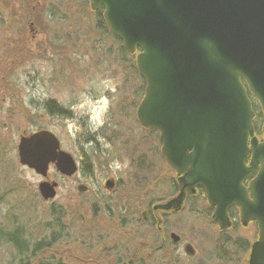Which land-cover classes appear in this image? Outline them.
<instances>
[{"label": "rangeland", "instance_id": "rangeland-1", "mask_svg": "<svg viewBox=\"0 0 264 264\" xmlns=\"http://www.w3.org/2000/svg\"><path fill=\"white\" fill-rule=\"evenodd\" d=\"M86 1L33 0L15 14L6 12L5 1L0 0V222L8 223L14 214L35 222L45 209L48 230L41 235L48 240L53 232L61 236V244L52 242L49 253L58 255L62 249L68 264H87L91 222L95 214L107 213L110 198L127 200L130 214L140 215L145 201L167 196L175 178L161 155L160 138L136 118L142 78L132 67L133 57L122 54L121 43L99 29L97 11L87 8ZM48 9L61 18L50 19ZM38 11L48 23L44 32L43 19L38 22L41 33L33 38L26 21ZM19 37L29 38V53L23 42L17 49ZM16 55L31 57L17 60ZM49 100L61 103L70 116L47 111ZM40 129L53 131L81 168L87 158L91 165H85L90 174L81 170L72 177L51 166L47 179L58 182L51 200H44L38 190L45 178L18 158L20 136ZM110 177L117 183L114 194L105 188ZM79 184L88 190L79 192ZM194 207L196 212L187 208L173 220L178 232L190 238L192 228L216 236L210 216H203V200ZM236 222L229 235L246 242L257 239L253 223L244 227ZM40 231L38 227L33 233L39 237ZM206 247L216 249L215 244ZM11 258L9 247L0 248V264H9Z\"/></svg>", "mask_w": 264, "mask_h": 264}, {"label": "water", "instance_id": "water-1", "mask_svg": "<svg viewBox=\"0 0 264 264\" xmlns=\"http://www.w3.org/2000/svg\"><path fill=\"white\" fill-rule=\"evenodd\" d=\"M88 1L92 10L103 7L109 32L137 53L146 82L137 119L159 132L161 154L176 172L179 192L155 208L181 210L186 193L202 187L220 229L231 227L232 206L243 225L257 222L248 264H264V141L243 83L260 103L264 136V0ZM17 150L19 163L43 178L51 165L66 177L79 171L51 130L21 135ZM114 184L109 178L105 187ZM57 187L44 179L38 190L50 200Z\"/></svg>", "mask_w": 264, "mask_h": 264}, {"label": "flooded vegetation", "instance_id": "flooded-vegetation-1", "mask_svg": "<svg viewBox=\"0 0 264 264\" xmlns=\"http://www.w3.org/2000/svg\"><path fill=\"white\" fill-rule=\"evenodd\" d=\"M3 1H5L6 7L4 9H7L6 12L13 11L16 14L20 7H23L21 10L30 7L33 0H21L20 3L16 2V0ZM99 11L97 10V12ZM47 12L52 16L50 19L56 17L58 20L61 18L59 12L58 15H55L51 9H48ZM35 13L33 16L31 14L26 21V25L33 38L41 33L37 23L43 19L44 32H46L48 23L42 17L41 11ZM16 41L17 45H20L17 49L21 48L23 42L29 53L28 37L25 39L21 37ZM56 47L62 46L57 45ZM16 56L17 60L19 58L20 60H27L31 57V55ZM17 60H13L12 62L15 63ZM250 97L254 103L260 105L253 94L250 93ZM50 101H53L63 112L54 114L55 110H50ZM46 109L57 116H70V111L61 105V103L57 104L55 100L47 101ZM95 136L97 137V135ZM256 136L260 142L264 141L263 135L257 129ZM96 137L93 140H97ZM81 170L82 168L79 167V172ZM255 175L256 172L249 179H252ZM175 179L172 185L168 187L169 194L167 193V196H159L154 201H145L140 215L130 214L128 206L125 203L127 200L123 198L119 200L110 198L105 207L107 213L95 214L94 220L91 222L89 243L85 245V249L89 252L87 264H211L214 261H217L218 264H248L253 242H246L240 237L231 236L227 233L236 221H240L239 209L237 207L233 206L229 209L232 224L228 229H220L218 224L212 219L214 206L209 204L207 193L200 186L196 187L195 192L186 193L181 210L155 208L157 204L165 203L177 195L179 187ZM116 189L117 183L115 181L113 188L107 190L111 194H114ZM142 200L144 202V199ZM201 200H203L205 206V211L203 208V216H210L211 221L217 228L216 236H207L203 233L192 231V228H190V238H188L183 233L178 232L173 220L185 212L187 208L191 212H196L197 209L194 207V204ZM44 211L45 209H42V213L37 216L38 222H34L31 217L28 219L22 218L18 214H14L13 219L9 218L8 223L0 222V248L9 247L12 250L13 256L9 264H50V257L53 260L51 264H68L66 260L64 261L63 255L65 256V254L62 252V249H56L60 253L58 255L49 253L47 235H41L46 227L48 230V214L44 213ZM252 223L257 227L258 237L259 229L255 221L249 222L247 225L241 224L246 227ZM38 227L41 228L39 232L41 236L39 237L33 233ZM11 234L16 235L15 242L10 239ZM53 234H56V239L58 240L54 243L61 244V236L55 232ZM209 244H215V251H210L206 247ZM19 254L26 255L20 257Z\"/></svg>", "mask_w": 264, "mask_h": 264}, {"label": "trees", "instance_id": "trees-1", "mask_svg": "<svg viewBox=\"0 0 264 264\" xmlns=\"http://www.w3.org/2000/svg\"><path fill=\"white\" fill-rule=\"evenodd\" d=\"M85 4H86V7L88 8V1H86L85 2ZM97 16H96V19H97V26L99 27V29L100 30H102V31H104L106 34H108L109 36H111L113 39H115L117 42H119V43H121V41H120V39H118L116 36H113V35H111V34H109L108 33V31H107V27H106V24H105V20H104V18H103V16H102V8H100V11L99 12H97V14H96ZM120 52L122 53V54H124V55H127V53L124 51V49L122 48V46L120 47ZM129 56V55H128ZM133 61H131L130 63H132ZM132 67H133V69H134V71L136 72V74L139 76V73H138V71H137V68H136V66H135V63L133 62V65H132ZM140 77V76H139ZM141 87H142V89H141V92H142V94H143V91H144V88H145V83H144V81H142V85H141ZM141 94V95H142ZM49 104H50V110H55L54 111V114H59L60 112H63V111H61L59 108H58V106L53 102V101H50L49 102ZM253 109H254V111H255V113H256V117L257 118H255V127H256V129H257V131L258 132H260V129H261V124H262V120H263V118H262V111H261V109H260V107H259V105L258 104H256V103H254L253 102ZM60 110V111H59ZM256 119H258V120H256ZM150 132H152V133H154V134H156L157 135V137L158 138H160L159 137V133L156 131V130H153V129H150L149 130ZM87 160V161H86ZM86 160H84V163H85V165L88 167V166H91L90 165V163L88 162L89 161V159L87 158ZM85 165H83V167H82V171L83 172H86L88 169L86 168V166ZM87 172H89V174L91 173L90 171H87ZM233 210H235V209H233ZM15 234H11L10 235V239L12 240V241H14L15 242ZM57 242L58 240L56 239V234H53L52 236H51V238H50V240H49V245H48V247H49V251H51V249H52V247H51V245L54 243V242ZM53 242V243H52ZM51 254V253H50ZM24 255H26V254H19V256L21 257V256H23L24 257ZM13 256V255H12ZM50 264H51V262L53 261L52 260V258L50 257ZM55 262V261H54ZM60 263V262H59Z\"/></svg>", "mask_w": 264, "mask_h": 264}]
</instances>
